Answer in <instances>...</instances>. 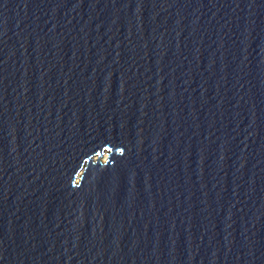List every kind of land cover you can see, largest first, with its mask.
I'll use <instances>...</instances> for the list:
<instances>
[{"label":"water","instance_id":"95a60500","mask_svg":"<svg viewBox=\"0 0 264 264\" xmlns=\"http://www.w3.org/2000/svg\"><path fill=\"white\" fill-rule=\"evenodd\" d=\"M0 264H264V0H0Z\"/></svg>","mask_w":264,"mask_h":264}]
</instances>
